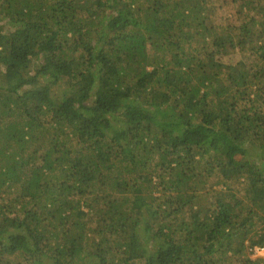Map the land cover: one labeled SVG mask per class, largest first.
<instances>
[{
    "label": "trees",
    "instance_id": "1",
    "mask_svg": "<svg viewBox=\"0 0 264 264\" xmlns=\"http://www.w3.org/2000/svg\"><path fill=\"white\" fill-rule=\"evenodd\" d=\"M230 1L0 0V264H264V0Z\"/></svg>",
    "mask_w": 264,
    "mask_h": 264
},
{
    "label": "rangeland",
    "instance_id": "2",
    "mask_svg": "<svg viewBox=\"0 0 264 264\" xmlns=\"http://www.w3.org/2000/svg\"><path fill=\"white\" fill-rule=\"evenodd\" d=\"M226 5L225 6H223V7H225L226 9L224 10L223 8L222 9H220V10H218V13L219 14H217V19L219 18V19H221L223 16L225 17H228L229 15H232V16H235V18H238V15H236V14H238V10H237V8H236V5H234L230 0H225V2H224ZM219 5V4H218ZM219 6H222V5H219ZM219 6H217V7H219ZM226 17H225V20H226ZM7 30H9V28H6ZM236 60H238V58H234V62L236 61ZM0 80H1V77H0ZM57 89H59L58 91H63V89H64V86L63 85H59V86H56V87H54L53 88V91L55 92ZM57 91V92H58ZM262 258H264V256H261Z\"/></svg>",
    "mask_w": 264,
    "mask_h": 264
},
{
    "label": "built area",
    "instance_id": "3",
    "mask_svg": "<svg viewBox=\"0 0 264 264\" xmlns=\"http://www.w3.org/2000/svg\"><path fill=\"white\" fill-rule=\"evenodd\" d=\"M251 255L253 258L264 256V247H256L254 249H251Z\"/></svg>",
    "mask_w": 264,
    "mask_h": 264
}]
</instances>
